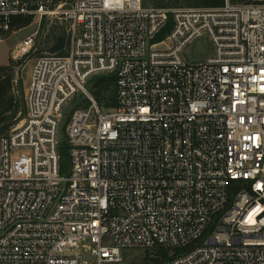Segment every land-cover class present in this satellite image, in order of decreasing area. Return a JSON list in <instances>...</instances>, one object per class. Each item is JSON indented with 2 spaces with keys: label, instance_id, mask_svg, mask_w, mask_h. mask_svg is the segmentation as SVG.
I'll return each instance as SVG.
<instances>
[{
  "label": "built area",
  "instance_id": "obj_1",
  "mask_svg": "<svg viewBox=\"0 0 264 264\" xmlns=\"http://www.w3.org/2000/svg\"><path fill=\"white\" fill-rule=\"evenodd\" d=\"M57 6L0 0V34ZM62 14L66 52L34 60L25 113L0 135V264H122L156 248L163 264H264V0H75ZM200 37L211 54L189 62ZM111 73L103 108L88 84Z\"/></svg>",
  "mask_w": 264,
  "mask_h": 264
},
{
  "label": "trees",
  "instance_id": "obj_2",
  "mask_svg": "<svg viewBox=\"0 0 264 264\" xmlns=\"http://www.w3.org/2000/svg\"><path fill=\"white\" fill-rule=\"evenodd\" d=\"M66 0H55V4L65 2ZM148 1L152 2V6H194V7H216L223 3V0H142V5H146ZM32 22L30 16H15L10 20L9 29L1 34H7L13 30L21 29L28 26ZM167 31L165 28L161 34L157 36L160 39ZM68 47L67 33L63 30L61 33L54 35L52 38V45L50 47L51 52H59L64 54ZM13 69L14 63L11 61L9 65H0V135H3L13 125L19 117L24 115L25 105L20 109L19 102L14 95L13 85ZM114 83L115 74L97 75L94 76L88 84V88L95 98L99 106L103 108L112 107L115 105L114 95ZM86 103L78 105V107H85ZM68 118V117H67ZM67 121V119H66ZM65 140V137H64ZM61 141L58 147V153L60 158V171L64 173L68 165V155L65 145V141ZM191 246L176 249L174 255H178L187 251ZM146 254L141 264H163L171 257L168 254V250L165 248H156L153 250L152 255L150 251L146 250ZM125 256V251L122 253V257Z\"/></svg>",
  "mask_w": 264,
  "mask_h": 264
},
{
  "label": "rangeland",
  "instance_id": "obj_3",
  "mask_svg": "<svg viewBox=\"0 0 264 264\" xmlns=\"http://www.w3.org/2000/svg\"><path fill=\"white\" fill-rule=\"evenodd\" d=\"M75 0H66L59 3L57 12L39 19H32V22L21 29L13 30L7 34H0V65H9L12 61L14 63L13 82L14 95L19 102L20 109L24 106L25 91L28 85L29 74L34 60L44 54L53 53L50 51L52 45V38L54 35L61 33L63 30L67 33L68 22L64 18L62 12L67 9ZM146 5H152L148 1ZM181 6V5H180ZM174 7V6H173ZM34 35L33 45L24 55L20 54L19 46L22 40L27 35ZM211 54V46L205 37H200L194 40L186 49L185 56L189 62H199ZM80 98V97H78ZM73 103H70L64 110L65 113L72 109ZM68 113V112H67ZM16 121L18 122L23 115H19ZM64 124V121H63ZM9 129L6 131L8 132ZM5 132V133H6ZM60 140H64V133L62 129ZM4 133V134H5ZM146 250L143 249H129L125 251L122 264H141ZM153 251H150L152 255Z\"/></svg>",
  "mask_w": 264,
  "mask_h": 264
},
{
  "label": "crops",
  "instance_id": "obj_4",
  "mask_svg": "<svg viewBox=\"0 0 264 264\" xmlns=\"http://www.w3.org/2000/svg\"><path fill=\"white\" fill-rule=\"evenodd\" d=\"M4 64H5V63H4ZM4 64H3V65H4Z\"/></svg>",
  "mask_w": 264,
  "mask_h": 264
}]
</instances>
